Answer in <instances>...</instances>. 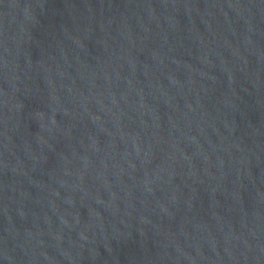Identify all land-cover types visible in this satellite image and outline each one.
<instances>
[{
	"label": "water",
	"instance_id": "95a60500",
	"mask_svg": "<svg viewBox=\"0 0 264 264\" xmlns=\"http://www.w3.org/2000/svg\"><path fill=\"white\" fill-rule=\"evenodd\" d=\"M0 264H264V0H0Z\"/></svg>",
	"mask_w": 264,
	"mask_h": 264
}]
</instances>
